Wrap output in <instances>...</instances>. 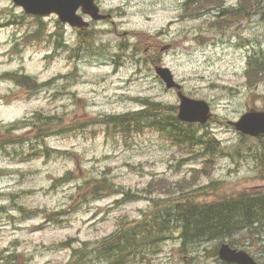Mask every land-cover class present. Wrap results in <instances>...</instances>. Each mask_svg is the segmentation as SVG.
Segmentation results:
<instances>
[{"label":"rangeland","instance_id":"1","mask_svg":"<svg viewBox=\"0 0 264 264\" xmlns=\"http://www.w3.org/2000/svg\"><path fill=\"white\" fill-rule=\"evenodd\" d=\"M218 1L220 7L190 9L188 0H96L112 19L80 34L56 15H27L0 0V135L11 143L8 154L0 152V264H75L87 256L86 264H101L97 248L149 220L156 202L188 197L206 206L264 192V139L228 125L247 111H264V74L249 69L264 58V0L242 7L245 0ZM223 8L228 12L218 16ZM160 65L186 96L210 105L209 122L192 126L198 136L217 138L215 155H200L199 145L190 153L154 127L124 135L105 124L141 110L143 99L179 105L177 92L155 73ZM12 74L38 86L22 87ZM37 112L52 116L55 130L71 132L38 141ZM103 176L119 192L90 194ZM170 236H159L150 259L125 264H219L217 240L183 248ZM248 237L224 242L264 264V241ZM84 247L93 249L75 252Z\"/></svg>","mask_w":264,"mask_h":264},{"label":"trees","instance_id":"2","mask_svg":"<svg viewBox=\"0 0 264 264\" xmlns=\"http://www.w3.org/2000/svg\"><path fill=\"white\" fill-rule=\"evenodd\" d=\"M216 2V0H203L196 4L198 6H211ZM246 2V0L243 1L240 7ZM185 5L188 6L187 1ZM226 11V9H223L220 13L223 14ZM248 12L249 9H245L244 16ZM200 13L197 17L201 15ZM85 32L83 31L81 34ZM249 69L253 70L254 77L262 76L264 74V58L260 57L258 61L254 60V65H249ZM11 77L14 80L21 79L16 81L19 82L20 86L30 90L38 86L29 77H21L18 74H12ZM142 105L143 108L139 111L107 118L105 124L116 127L124 135L130 134L131 130L141 129L143 126L154 127L165 134L174 145L187 146L190 153H193L192 150L197 145L200 146L202 151L200 155L212 156L220 150L219 142L213 134L198 136L197 130L192 126L193 124H186L178 119L177 106L165 105L162 102H151L146 99H143ZM35 119V124L39 125L36 128L40 129L37 134L38 141H44L57 132H71L69 127L55 130L56 128L53 127L58 122L54 121L52 116L44 113L37 112ZM41 125L46 126L47 129H41ZM14 126L16 124L10 127L13 128ZM243 137L248 138L247 136ZM261 139H264V137L257 138V140ZM10 144L9 141L1 142L0 135V152L4 151L8 154L7 146ZM42 147H45L43 149L45 153H49L46 144ZM207 167L212 169L209 166ZM113 186L115 184L106 176H103L97 181V184L89 188L90 194L98 196L102 195V192H119L118 189H113ZM83 193L85 194V192ZM121 193L126 196L133 194L124 190H121ZM154 206L152 217L149 220L140 222L137 220L132 224V228L116 233L97 248L95 256L101 264H125L127 259L139 256L150 259L155 247L153 245L158 242L161 235H171V239H179L183 248L193 244L200 248L204 245L203 243L215 240L222 244L225 239L230 241L231 238L240 233H247L249 235L247 239L254 238L257 242L264 241V192L262 191H256L253 194L242 193L233 198H225L206 206L192 205L188 197L168 198L166 201L156 202ZM46 219L55 220L56 218L47 215ZM229 245L236 248L234 246L236 244L232 242ZM219 248L220 246L216 247L213 253L216 260H220ZM91 249L93 248L84 247V249L75 252L85 253ZM90 258L92 257L87 256L85 261L83 260V264H86ZM13 261L15 262L16 259ZM83 261L75 264H82ZM219 264L228 263L220 261Z\"/></svg>","mask_w":264,"mask_h":264},{"label":"water","instance_id":"3","mask_svg":"<svg viewBox=\"0 0 264 264\" xmlns=\"http://www.w3.org/2000/svg\"><path fill=\"white\" fill-rule=\"evenodd\" d=\"M17 6L22 7L28 15L48 16L55 14L59 21L68 24L73 28L84 29L90 23L83 15H88L95 22L111 18V15H104L100 12L95 0H12ZM82 11L83 15L78 12ZM166 45L162 52L171 49ZM157 76L165 84L166 89L176 90L179 98L178 119L188 124H206L212 117L211 107L204 100H197L186 96L182 91L173 73L167 67L157 66ZM238 133L252 138L264 137V112L251 110L245 112L239 120L229 121ZM219 257L222 261L230 264H257L254 259L244 251H238L224 243L219 248Z\"/></svg>","mask_w":264,"mask_h":264},{"label":"flooded vegetation","instance_id":"4","mask_svg":"<svg viewBox=\"0 0 264 264\" xmlns=\"http://www.w3.org/2000/svg\"><path fill=\"white\" fill-rule=\"evenodd\" d=\"M217 2L214 4V6H217V7H220L219 6V1L218 0H216ZM196 6H198L197 4H196V0H195V6L194 7H196ZM213 6V8H216V7H214ZM207 7H210V6H207ZM223 9H226L227 11L226 12H228V9L227 8H223ZM235 10L237 11V9L235 8ZM218 14L219 15H221V13L220 12H218ZM233 14V13H232ZM110 21V20H109ZM98 23V22H97ZM92 25V24H91ZM76 32H80V30H78V29H74Z\"/></svg>","mask_w":264,"mask_h":264}]
</instances>
